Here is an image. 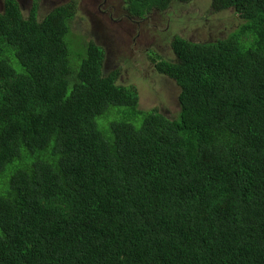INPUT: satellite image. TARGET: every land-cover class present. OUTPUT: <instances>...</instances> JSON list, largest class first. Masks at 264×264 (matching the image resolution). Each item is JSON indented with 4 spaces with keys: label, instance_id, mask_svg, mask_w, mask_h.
<instances>
[{
    "label": "trees",
    "instance_id": "obj_1",
    "mask_svg": "<svg viewBox=\"0 0 264 264\" xmlns=\"http://www.w3.org/2000/svg\"><path fill=\"white\" fill-rule=\"evenodd\" d=\"M39 1L0 11V264H264V0H211L236 29L152 53L180 87L172 120L136 111L93 41L67 78L75 0ZM126 2L142 18L191 0Z\"/></svg>",
    "mask_w": 264,
    "mask_h": 264
},
{
    "label": "rangeland",
    "instance_id": "obj_2",
    "mask_svg": "<svg viewBox=\"0 0 264 264\" xmlns=\"http://www.w3.org/2000/svg\"><path fill=\"white\" fill-rule=\"evenodd\" d=\"M126 1L107 0L106 7L102 9L104 14L95 15L97 9L91 6L94 13L89 15L85 12L88 0H75L76 10L70 21V34L67 37V41L71 42L72 54L69 61L74 75L70 74L67 78L79 79V53L84 50L86 43L93 41L103 50L107 47L113 54L104 59L102 72L106 75L116 74L118 83L134 88L136 93L138 91L139 102L136 111L141 114L146 109L156 108L166 119L172 120L179 112L180 87L170 76L156 70L154 62L150 59L152 53H158L163 60H173L175 54L170 41L174 35L182 36L194 44L223 39L238 27L241 18L234 8L215 12L211 9V0H191L189 6L170 3L169 7L163 10L153 8L137 22L132 21L133 16L127 9ZM70 2L73 1L48 0L53 8ZM22 3L24 5L21 6V11L27 15L32 0ZM41 4L40 0L38 16L42 12ZM89 18L97 23H92L91 26ZM109 26L114 27L115 32L108 31ZM101 34L106 37V42L97 38ZM13 65L17 66V63ZM116 114L117 109H110L106 116L107 121L113 119ZM104 119L105 117L100 116L96 122L99 121L102 128H107L108 123L104 125L102 122ZM17 168L16 162L9 165L4 179L8 180Z\"/></svg>",
    "mask_w": 264,
    "mask_h": 264
},
{
    "label": "water",
    "instance_id": "obj_3",
    "mask_svg": "<svg viewBox=\"0 0 264 264\" xmlns=\"http://www.w3.org/2000/svg\"><path fill=\"white\" fill-rule=\"evenodd\" d=\"M18 2H19V5H20V7L21 6H23L24 5V3H22V2H24L25 0H17ZM56 1H60V0H56ZM106 1L107 0H105V1H103V3L101 4V5H99L98 7H96V5H97V2H93L92 0H88V3H86L85 5V12H87L89 15H91V13H94V11L93 10H91V6H93L94 8H96L98 11H100V7L102 6V7H106V5H107V3H106ZM41 2H42V0H41ZM62 5V4H61ZM47 6H49V4H47ZM43 7H42V4H41V11H43ZM95 15L96 14H98L97 12L96 13H94ZM89 20H91V18H89ZM142 20V19H141ZM92 23L93 24H95V23H97L96 21H94V20H91V26H92ZM98 31L100 32V30L98 29ZM108 31H110V32H115L114 31V27H111V26H109L108 27ZM101 33V32H100ZM101 36V40H106V37L103 35V34H101L100 35ZM108 56H113V54H111L110 53V55L108 54V52L106 51V56H105V59H107L108 58Z\"/></svg>",
    "mask_w": 264,
    "mask_h": 264
},
{
    "label": "flooded vegetation",
    "instance_id": "obj_4",
    "mask_svg": "<svg viewBox=\"0 0 264 264\" xmlns=\"http://www.w3.org/2000/svg\"><path fill=\"white\" fill-rule=\"evenodd\" d=\"M51 1V0H50ZM93 2H97V5H96V7H98L99 5H101L102 3H103V1H105V0H92ZM48 2V0H42V7L43 8H45V5H46V3ZM0 8H2L3 9V0H0ZM31 5V4H30ZM40 7H41V5H40ZM104 7H100V11H98L97 10V13L98 14H104L103 13V11H102V9H103ZM2 12H4V9L2 10ZM29 12V11H28ZM141 19L142 18H138V17H132V21H137V22H140L141 21ZM97 38L98 39H101V36L100 35H98L97 36ZM105 42H106V40H104ZM108 52V54L110 55V51H109V49L106 47V49H105V52ZM112 54V53H111ZM105 56H106V54H105ZM108 58H109V56H108Z\"/></svg>",
    "mask_w": 264,
    "mask_h": 264
},
{
    "label": "clouds",
    "instance_id": "obj_5",
    "mask_svg": "<svg viewBox=\"0 0 264 264\" xmlns=\"http://www.w3.org/2000/svg\"><path fill=\"white\" fill-rule=\"evenodd\" d=\"M18 2V1H17ZM3 3H4V0H3ZM19 3V2H18ZM3 9H4V5H3ZM133 16V15H132ZM133 17H136V16H133ZM138 18H141V17H138ZM105 59V58H104ZM118 83V82H117ZM121 84V83H119ZM121 85H124V84H121ZM128 86V85H127Z\"/></svg>",
    "mask_w": 264,
    "mask_h": 264
}]
</instances>
